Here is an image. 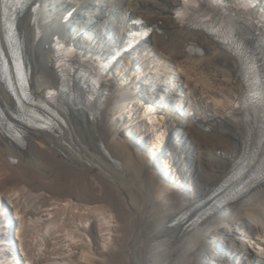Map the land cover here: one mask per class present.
<instances>
[{"label": "bare ground", "instance_id": "bare-ground-1", "mask_svg": "<svg viewBox=\"0 0 264 264\" xmlns=\"http://www.w3.org/2000/svg\"><path fill=\"white\" fill-rule=\"evenodd\" d=\"M226 1H253L264 20V0ZM33 3L38 4L37 13L28 7L18 28L36 93L58 84L52 69L55 41L71 47L82 63L104 57L130 34L144 28L148 33L110 66L93 119L66 116L67 124L57 134L26 128L24 146L10 141L0 127V199L11 197L16 212L22 213L18 236L27 260L32 261L34 238L39 236L43 252L64 251L69 264H264V180L189 228L171 223L233 169L244 155L251 129L250 123L232 118L243 100L241 61L183 22L192 13L188 0ZM36 28L41 33L37 38ZM189 44H197L202 52L188 51ZM158 83L167 86L173 94L167 99L173 102L163 112L154 104L165 115L156 129L150 121L156 113L141 102L145 97L154 101L153 91L142 95L146 85ZM0 105L13 106L1 83ZM171 112L179 123L173 135L183 143L169 147L166 160L177 170L176 179L165 174L160 181L146 165L156 150L144 149L149 136L164 144V130L177 123H166ZM143 113L148 121L136 120ZM139 128L140 140L133 142L140 156L126 144ZM58 202L68 204H60L54 218L39 219ZM3 235L0 228V241ZM72 248L78 252L71 254ZM40 250L34 264L43 262Z\"/></svg>", "mask_w": 264, "mask_h": 264}, {"label": "rangeland", "instance_id": "rangeland-1", "mask_svg": "<svg viewBox=\"0 0 264 264\" xmlns=\"http://www.w3.org/2000/svg\"><path fill=\"white\" fill-rule=\"evenodd\" d=\"M78 34H80V32H78ZM160 65H165V63L163 61L159 62ZM130 71L131 70L130 68ZM136 73V72H134ZM136 75H134V80H136V82L138 83L139 78L135 77ZM136 78V79H135ZM143 80L144 83L146 82L144 78H142L140 76V80ZM146 84V83H145ZM146 87L148 88L146 91H144L143 95L145 94H150L149 91H153L154 93V97L153 100L154 101H150L147 100L146 97L142 100L141 104L142 106H147V110L150 111L151 113H156V117L152 118L155 121H153L152 119H150V121L154 124H156L158 129V125L157 122L161 120H164L165 115L162 113V115H160V113L158 112V109L154 108V104L156 103L157 106H159L163 111L168 110V106L170 105L171 102H173V99H167L168 95H173L172 93H169L166 91L167 86L162 85L160 83H158V85L150 87L149 85H146ZM156 95V96H155ZM140 98V97H138ZM175 102V101H174ZM141 116L137 117L136 120H138L139 122L141 121H148V117L147 115L140 114ZM160 115V116H159ZM174 117V113L171 112V114L169 115L168 119H175ZM177 123H172L170 126H168L167 128H169V130H164V133L162 134V142L164 144H162V146H159V141L155 142L154 137L149 136L147 138V142H146V148L144 149V152H150V149H155L156 153L153 154V159H151V161L148 162L146 161V165L148 166L149 170L153 173L156 174V176H158V179L160 181L163 180V176L166 174L168 177H173V179H176L174 176L175 174H177V170L174 168L173 169V165L170 164H166V160H168L169 156H171V151L172 149H170L171 147H178V145H181L183 143V141H181V139H178V137L176 138V136L173 135V128L174 126H178V120L175 119ZM170 122L169 120L166 122L168 123ZM170 132V133H169ZM141 128L138 129V131L135 133L134 135V140L129 139L126 144L130 145L133 147V150L138 153V149L137 146L138 144L134 143L133 141H135V139L140 140V136H141ZM123 130L119 132L120 138H123ZM156 137V136H155ZM160 140V141H161ZM176 141V142H175ZM156 147L154 148V144H156ZM170 147V148H169ZM138 155L140 156V153H138ZM187 157V156H186ZM188 160H190V158L188 157ZM165 185L175 189L174 187H172L171 185H169L167 182H165ZM181 191V190H180ZM178 192V191H177ZM14 200L11 197H5L0 199V219H1V223H0V228L1 231L4 233L3 237L4 240L0 241V264H34V262L39 258L37 255V252L40 250V248H42L40 250V252L42 253L41 258L43 259V262H41L42 264H69V257L67 254L64 253V251L59 252V253H55V250H52L51 248L49 249L50 251H53L52 254H47L43 251H45V248L41 246L40 242L41 239H39L40 237L37 236L34 238V242L35 245L34 247L37 249L33 255L32 261H28L27 260V254H25V252H23L22 248V244H21V240L22 238L19 235L20 232V226L19 224V219L20 216L22 215V213L20 212H16V208L14 206ZM68 204L67 202H58V204H54L52 206L49 207V212L48 211H43L40 215L39 219H47V218H54L56 215V211L57 209H59L58 207L61 205H65ZM61 204V205H60ZM57 207V208H56ZM14 208V209H13ZM46 210V209H44ZM49 213V214H48ZM21 214V215H20ZM19 228V229H18ZM101 235V233H98V237ZM58 236V234L56 235ZM27 240H30L29 237H26ZM100 239V237H99ZM40 240V241H39ZM39 241V242H38ZM52 241L54 243L59 241V238L57 239H52ZM102 241V240H101ZM38 242V243H37ZM21 244V245H20ZM37 244V245H36ZM102 244V242H101ZM39 245V246H38ZM39 249V250H38ZM48 250V251H49ZM47 251V249H46ZM78 250L77 248H72L71 250V254H75L77 253ZM50 262V263H48ZM38 264H41L39 262H37ZM230 264H232V262H230ZM258 264H261V262H258Z\"/></svg>", "mask_w": 264, "mask_h": 264}, {"label": "snow or ice", "instance_id": "snow-or-ice-1", "mask_svg": "<svg viewBox=\"0 0 264 264\" xmlns=\"http://www.w3.org/2000/svg\"><path fill=\"white\" fill-rule=\"evenodd\" d=\"M23 82V81H22Z\"/></svg>", "mask_w": 264, "mask_h": 264}]
</instances>
